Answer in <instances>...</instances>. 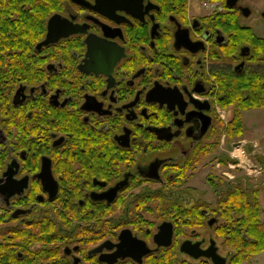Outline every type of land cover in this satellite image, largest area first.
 Segmentation results:
<instances>
[{
    "label": "flooded vegetation",
    "instance_id": "obj_1",
    "mask_svg": "<svg viewBox=\"0 0 264 264\" xmlns=\"http://www.w3.org/2000/svg\"><path fill=\"white\" fill-rule=\"evenodd\" d=\"M258 4L0 0V264H264Z\"/></svg>",
    "mask_w": 264,
    "mask_h": 264
},
{
    "label": "rangeland",
    "instance_id": "obj_2",
    "mask_svg": "<svg viewBox=\"0 0 264 264\" xmlns=\"http://www.w3.org/2000/svg\"><path fill=\"white\" fill-rule=\"evenodd\" d=\"M195 5H196L195 3L192 5L193 9L196 7ZM242 21L245 24L252 26L258 35L264 36V15H263V13H256L254 11L250 17H243ZM256 113L258 115L263 114V112H261V111H257ZM256 113H253L254 117H256V115H257ZM244 118H245L246 122L249 121L248 116L246 117V115H245ZM256 125L257 124L251 125L252 127H251V130L249 131L250 133L256 134V132H259V126H256ZM261 127H264V126H261Z\"/></svg>",
    "mask_w": 264,
    "mask_h": 264
},
{
    "label": "trees",
    "instance_id": "obj_3",
    "mask_svg": "<svg viewBox=\"0 0 264 264\" xmlns=\"http://www.w3.org/2000/svg\"><path fill=\"white\" fill-rule=\"evenodd\" d=\"M237 19V17H234V15H227V14H221L217 17V23L220 25V26H226V21L229 20L231 22V26L232 27H235L237 28V31H238V35L240 33L242 34H245L246 37H248V39L250 41H254L256 36L255 34L253 33V31L251 30V28L249 27H238L236 26L234 20ZM233 100V98L231 99V101ZM236 126V128L238 129L239 126L241 125V123H239L237 120L235 121V123L233 122L232 126ZM234 129L231 127L230 128V133H231V137L230 139L234 138V133H233Z\"/></svg>",
    "mask_w": 264,
    "mask_h": 264
},
{
    "label": "water",
    "instance_id": "obj_4",
    "mask_svg": "<svg viewBox=\"0 0 264 264\" xmlns=\"http://www.w3.org/2000/svg\"><path fill=\"white\" fill-rule=\"evenodd\" d=\"M237 1L238 0H227V3H228V6H230V7H235L236 6V4H237ZM243 12H244V15H246V16H249L250 15V13H251V10L249 9V8H243V10H242Z\"/></svg>",
    "mask_w": 264,
    "mask_h": 264
},
{
    "label": "crops",
    "instance_id": "obj_5",
    "mask_svg": "<svg viewBox=\"0 0 264 264\" xmlns=\"http://www.w3.org/2000/svg\"><path fill=\"white\" fill-rule=\"evenodd\" d=\"M264 5V0H259V4L255 6V8L257 10H261V8L263 7Z\"/></svg>",
    "mask_w": 264,
    "mask_h": 264
}]
</instances>
